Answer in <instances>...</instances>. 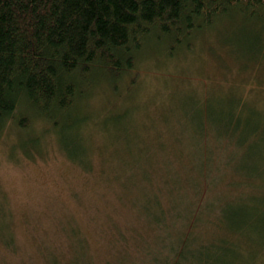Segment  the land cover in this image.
Wrapping results in <instances>:
<instances>
[{"label":"rangeland","instance_id":"374dc122","mask_svg":"<svg viewBox=\"0 0 264 264\" xmlns=\"http://www.w3.org/2000/svg\"><path fill=\"white\" fill-rule=\"evenodd\" d=\"M224 21L170 56L148 44L115 85L99 75L78 103L79 113L89 118L75 131L84 161L70 158L53 126L32 111L25 110L26 128L16 118L7 122L0 135V264H66L77 250L90 264H143L149 252L161 249L166 225L164 230L136 217L126 193H138L140 177L153 162L166 172L178 166L166 149L172 142L194 158L189 164L198 167L204 159L206 169L215 149L211 155L206 144L203 151L186 150L193 105L208 109L240 95L247 114L264 116V32L260 43L254 38L262 26L241 15ZM234 151L235 162L227 155L222 159L224 182L209 184L211 199L242 192L226 183L244 175L239 165L250 152ZM169 171L173 182L176 172ZM202 181L207 195V173ZM251 181L253 190L264 192V183L253 176ZM189 194L191 201L202 202ZM181 221L169 228L174 238L191 227ZM215 231L211 226L202 233L211 237ZM256 264H264V248Z\"/></svg>","mask_w":264,"mask_h":264},{"label":"trees","instance_id":"16d2710c","mask_svg":"<svg viewBox=\"0 0 264 264\" xmlns=\"http://www.w3.org/2000/svg\"><path fill=\"white\" fill-rule=\"evenodd\" d=\"M236 15L262 26L254 37L260 43L264 0H0V135L13 118L26 128L30 113L25 110H30L53 126L70 158L84 161L83 142L75 131L89 118L79 113L78 103L99 75L115 85L148 44H157L170 56ZM238 97L208 109L193 105L189 111L191 143L186 150L203 151L205 144L210 155V149L216 150L207 159V172L204 159L198 167L189 164L194 158L172 142L166 149L178 166L166 172L153 162L140 177L138 193H126L136 217L164 230L166 225L165 236L159 235L162 250L149 252L143 264L257 263L264 248V192L253 190L251 180L253 176L264 183V116L247 114L246 98ZM116 118L115 123L123 116ZM235 147H248L250 159L239 165L244 175L226 184L242 192L211 199L209 184L224 182L222 159L227 155L235 162ZM169 170L176 172L173 182ZM205 173L210 178L207 195ZM189 192L202 202L191 201ZM165 201L168 208L162 205ZM180 220L191 227L174 238L170 230ZM211 226L215 233L204 237L202 230ZM66 264L90 262L77 250Z\"/></svg>","mask_w":264,"mask_h":264}]
</instances>
